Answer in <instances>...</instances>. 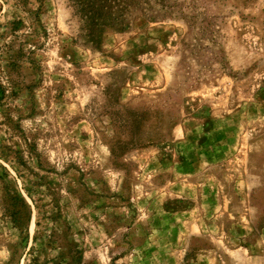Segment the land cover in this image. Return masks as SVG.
<instances>
[{
    "label": "rangeland",
    "instance_id": "1",
    "mask_svg": "<svg viewBox=\"0 0 264 264\" xmlns=\"http://www.w3.org/2000/svg\"><path fill=\"white\" fill-rule=\"evenodd\" d=\"M175 2L92 45L0 0V264H264V0Z\"/></svg>",
    "mask_w": 264,
    "mask_h": 264
},
{
    "label": "trees",
    "instance_id": "2",
    "mask_svg": "<svg viewBox=\"0 0 264 264\" xmlns=\"http://www.w3.org/2000/svg\"><path fill=\"white\" fill-rule=\"evenodd\" d=\"M43 0H12V4L17 11H23V17L28 27L33 33L41 28L38 17ZM71 8V16L75 19L78 28V37L85 43L96 45L99 43L102 34L106 29L124 30L129 28L138 19L153 20L162 18L173 13L176 5L175 0H66ZM23 17L14 15L6 20L0 27L5 28L0 35H10L4 46L11 48L18 36L19 26L23 23ZM19 52V49H18ZM30 52V49L27 50ZM10 54V53H8ZM21 54V53H19ZM19 54L12 57H18ZM11 55V54H10ZM15 60V59H14ZM10 61L8 65L16 62ZM11 84L15 85V83ZM14 92L13 89L10 90ZM5 87L0 83V101L5 96ZM9 203L6 207L7 215L16 224L21 225L24 212L21 207L25 203L16 195H9ZM29 251V249H28ZM27 253V251H26Z\"/></svg>",
    "mask_w": 264,
    "mask_h": 264
}]
</instances>
